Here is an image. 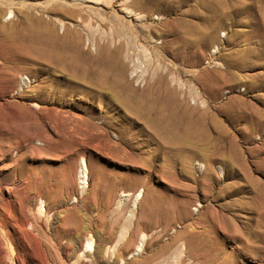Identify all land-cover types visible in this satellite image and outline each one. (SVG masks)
I'll return each instance as SVG.
<instances>
[{
    "label": "rangeland",
    "instance_id": "rangeland-1",
    "mask_svg": "<svg viewBox=\"0 0 264 264\" xmlns=\"http://www.w3.org/2000/svg\"><path fill=\"white\" fill-rule=\"evenodd\" d=\"M119 1L0 0V264H264V0H164L145 19ZM156 90L207 127L198 154L120 102Z\"/></svg>",
    "mask_w": 264,
    "mask_h": 264
},
{
    "label": "bare ground",
    "instance_id": "bare-ground-1",
    "mask_svg": "<svg viewBox=\"0 0 264 264\" xmlns=\"http://www.w3.org/2000/svg\"><path fill=\"white\" fill-rule=\"evenodd\" d=\"M132 2L133 4L127 5L128 4L127 0H121L119 1V6H121V9L125 14L134 13V14H138L137 19H145L146 17L144 15H140V13L136 11V9H140L143 11H145V9H149V10L154 9L155 7L164 3V0H132ZM85 20L87 21V19ZM121 20H122L121 17L119 18V16L116 14L112 16L111 21L116 23V25L112 29L113 30L112 34L106 35L107 40H112L113 39L112 35L113 36L117 35L119 37L121 36L122 34L121 27L120 25H118V23H120ZM185 20L182 21H184V24L187 25V27L190 30H192L193 23H191V21L189 24L187 22L185 23ZM76 33H77L76 30L67 27L66 35L64 38H66L67 35L69 34L74 35L71 38L72 44H70V48L74 51L77 49L79 51L81 50L80 49L81 39L79 38V36L75 35ZM58 37L59 36L56 33H53L52 35L48 36L45 41L53 42V40L62 39V37L61 38ZM119 48L120 47L116 46L113 49H111L105 46V44L103 46H98V49L106 53L107 58L111 60H114L118 57V53L120 52ZM82 54L84 57L83 59L85 60L83 63L85 64L83 66V72L85 74L84 76H86V78H88L91 82L97 83L98 74L97 75H95L96 73L94 75L92 74H93V64L95 63L98 64L99 61L102 59L100 53L96 55H92V53H88V52L85 53L84 51H82ZM90 75L92 77H89ZM141 95L144 96L145 99L140 100L138 97H134L133 93L129 92V94L126 93L123 96L122 100L119 101L136 118L144 119L146 121L149 128L151 129V135H154L155 137L160 138L164 141L170 142V144L174 145L173 149L175 150V152L182 155L186 152L188 153L192 152L193 154H198V152L201 149H204L206 147L204 146V144H200V143H202L204 139H208L210 137V133L207 130V127L202 122H199L195 119L187 118V114L181 113L178 110L177 102H176V93L174 91L162 92L160 90H156L149 93L142 92ZM159 144L162 147L165 146L162 142H160ZM208 167H210V165ZM184 209L186 211L184 213H187L188 211L187 204L184 205ZM39 210L41 213V211H43V207L39 206L38 211ZM21 226L22 224L20 223L18 225V228L22 229ZM185 244L186 246L189 247L190 250L188 254L189 259H192L193 261H197L198 259L196 255L197 253L195 254L193 249L190 247L191 245L189 240L186 239ZM92 249H93L92 241L88 239L86 242L85 250L90 251ZM141 249H142L141 246H139L136 250L140 251Z\"/></svg>",
    "mask_w": 264,
    "mask_h": 264
}]
</instances>
